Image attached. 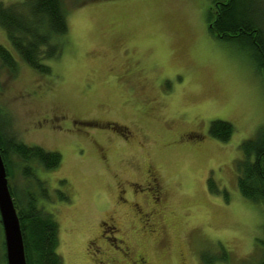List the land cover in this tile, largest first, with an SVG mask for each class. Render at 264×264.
<instances>
[{"label": "rangeland", "instance_id": "374dc122", "mask_svg": "<svg viewBox=\"0 0 264 264\" xmlns=\"http://www.w3.org/2000/svg\"><path fill=\"white\" fill-rule=\"evenodd\" d=\"M213 1L62 0L68 32L55 36L61 54L44 61L51 73L17 60L12 75L0 63L5 133L61 154L56 168L32 166L48 199L32 182L31 190L58 223L62 264L264 259V204L241 195L236 171L240 143L264 126V68L249 46L209 30ZM250 6L264 30V0ZM0 44L11 51L1 27ZM215 119L232 124L229 140L209 134ZM187 131L199 135L182 138ZM9 161V185L20 194L29 184L16 156ZM150 167L159 201L143 182ZM136 170L143 184L131 187ZM3 241L0 222L7 264Z\"/></svg>", "mask_w": 264, "mask_h": 264}, {"label": "trees", "instance_id": "16d2710c", "mask_svg": "<svg viewBox=\"0 0 264 264\" xmlns=\"http://www.w3.org/2000/svg\"><path fill=\"white\" fill-rule=\"evenodd\" d=\"M250 3L251 0H214L215 10L211 11V6L208 12V28L220 39H236L241 45L249 46L256 61L264 68V30L257 25L261 21L258 23L256 10ZM0 27L11 46L10 51L0 44V63L10 74L17 73L18 61L40 74L51 73L50 66L44 61L61 54L62 44L55 36H64L68 32L62 0H24L10 5L0 0ZM1 121H7L3 114L0 115V153L7 178L11 175L9 157L15 155L19 160V170L26 184H29L17 194L8 181L23 235L26 264H62L57 252L58 223L51 213L37 204V196L31 190V184L35 183L40 196L48 199L45 182L35 175L32 166L37 162L46 170L56 168L61 162V154L18 141L11 132L5 133ZM233 131L232 124L221 119L212 120L208 125L209 134L220 141L229 140ZM239 149L241 157L236 160L237 188L243 197L264 204V126L259 128L254 138L242 141ZM207 186L213 193L218 192L212 177L207 178ZM59 193L61 199H67V196ZM226 193L224 190L227 199ZM204 261L210 264L206 257ZM257 264H264V259Z\"/></svg>", "mask_w": 264, "mask_h": 264}, {"label": "water", "instance_id": "95a60500", "mask_svg": "<svg viewBox=\"0 0 264 264\" xmlns=\"http://www.w3.org/2000/svg\"><path fill=\"white\" fill-rule=\"evenodd\" d=\"M0 218L4 234L7 264H26L19 217L8 185L5 165L0 153Z\"/></svg>", "mask_w": 264, "mask_h": 264}, {"label": "flooded vegetation", "instance_id": "af4514ba", "mask_svg": "<svg viewBox=\"0 0 264 264\" xmlns=\"http://www.w3.org/2000/svg\"><path fill=\"white\" fill-rule=\"evenodd\" d=\"M198 135H199L198 133L194 134V132H192V131H187V132L181 134V137L183 138L184 136H186V137L189 136V137H194L195 138ZM151 168L152 167H150L147 170V172L145 171V176H147V177H145L146 179L145 178L143 179V182H146L148 185H150L152 199L159 201L160 198L163 196V187H162L161 180H160V177L158 176L157 172L153 168L152 169ZM134 174H135L134 179L129 180V182L132 184L131 187L134 186V185L141 186L143 183H142V179L139 178V176H140L139 172H137V170H136V171H134ZM119 198L122 199L121 195L119 196ZM134 199H135V201L133 203L137 204V206H139L138 202H139V200H142L141 196L136 195L134 197ZM108 226L109 225L106 224V223L103 224V228L104 227H108ZM101 227H102V225H101ZM104 230H105V228H104Z\"/></svg>", "mask_w": 264, "mask_h": 264}]
</instances>
